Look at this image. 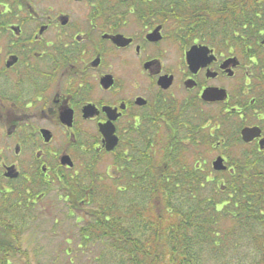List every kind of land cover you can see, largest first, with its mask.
<instances>
[{"label":"flooded vegetation","instance_id":"obj_1","mask_svg":"<svg viewBox=\"0 0 264 264\" xmlns=\"http://www.w3.org/2000/svg\"><path fill=\"white\" fill-rule=\"evenodd\" d=\"M189 4L68 0L51 14L32 2L0 3V122L16 154L32 153L28 176L17 160H6L3 176L9 166L19 176L4 178L11 183L37 174L44 184L67 187L100 155L151 147L154 138L190 148L204 129L221 134L215 147L264 153V82L258 77L264 75V37L257 48L218 42L216 29H203ZM211 90L216 96L204 98ZM65 114L71 126L62 121ZM107 125L118 138L112 151L104 146ZM245 127H258L261 135L245 142ZM64 156L73 166L62 163ZM219 156L230 171L228 157Z\"/></svg>","mask_w":264,"mask_h":264},{"label":"trees","instance_id":"obj_2","mask_svg":"<svg viewBox=\"0 0 264 264\" xmlns=\"http://www.w3.org/2000/svg\"><path fill=\"white\" fill-rule=\"evenodd\" d=\"M22 1L29 2L0 3ZM191 1L187 10L203 29H216L218 42L256 46L264 37V0ZM208 136L222 138L219 132ZM154 139L157 145L120 151V176H109L110 182L95 173L88 184L62 187L70 209L87 218L78 248L101 244L97 264L105 257L111 264H264V153L229 158L230 171L215 172L213 179V169L190 164L187 151L193 149L174 138L161 147ZM22 178L5 188L0 172V264H31L21 237L37 193Z\"/></svg>","mask_w":264,"mask_h":264},{"label":"rangeland","instance_id":"obj_3","mask_svg":"<svg viewBox=\"0 0 264 264\" xmlns=\"http://www.w3.org/2000/svg\"><path fill=\"white\" fill-rule=\"evenodd\" d=\"M28 1L32 2L41 11L53 14L59 8H66L68 0ZM252 47L257 48V46ZM40 124L48 123L40 122ZM236 124L237 122L233 120L228 125L230 129H234ZM208 132V129L201 130L200 135H198L199 143L194 147H190L193 149L191 152L187 151L190 164H195L197 160V165L206 171L207 169H212V161L219 154H225L228 159H236L244 153L245 150L241 146L234 144L226 148L223 145L215 147L216 142L220 139L209 140L207 138ZM56 141L54 144H56ZM13 142L12 139L6 137V129L3 123L0 122V172L3 171L2 163L4 161L17 160L21 164V169L24 172L23 176H28L27 164L29 165L32 162V153L29 149L25 148L20 154H16ZM8 146L11 148L9 149ZM161 147H164V145ZM115 159L116 156L113 154L98 156L95 164L87 171V174L84 176L81 174L77 180H84L88 184L92 176L98 173L103 176L106 182H110L111 179L108 177H114L118 174V170L115 167ZM211 174L213 178H216L218 175L213 172ZM38 176L37 174H31L30 180H26L24 177L20 180L28 188H32V191L36 192L37 195L41 191L45 193L41 199L38 197L34 199L35 205L31 207L32 214L29 216L30 221L27 223L21 237L22 248L28 254L27 260L31 264H97L95 257L100 253L101 244H92L86 248H78L80 241L79 231L81 226L86 224L87 220L84 211L70 209L68 197L65 194V190L61 187L63 185L60 186L55 181L44 184L42 178ZM105 180L103 181L105 182ZM222 181L224 180L222 179ZM3 183L6 186L10 184L5 178L3 179ZM18 183L20 182L14 180L11 185ZM29 193H31V190ZM25 260H17L14 264H21ZM103 262L104 264H111L110 258L105 257Z\"/></svg>","mask_w":264,"mask_h":264},{"label":"water","instance_id":"obj_4","mask_svg":"<svg viewBox=\"0 0 264 264\" xmlns=\"http://www.w3.org/2000/svg\"><path fill=\"white\" fill-rule=\"evenodd\" d=\"M261 44L264 45V39L261 41ZM190 66L192 68H195V64L194 61L191 60L189 58L188 60ZM165 80V78H163ZM212 96H216V92L211 90L209 92H206L204 94V98L209 99L212 98ZM62 121L66 124H68L69 126L72 125V117L71 115H67L65 114L62 118ZM104 130V134H105V138H104V146L106 148L107 151H112L114 150V148L117 146L118 143V138L114 135V129L112 126H105ZM242 134V139L245 142H250L253 139H255L256 137H259L261 135V130L258 127H245L242 129L241 131ZM46 140L50 139L49 134L45 135ZM261 146H264V140L261 141ZM62 163L63 164H68L69 166H73V163L71 162V159L69 156H64L62 157ZM227 165L225 164L224 159L219 156L217 157L214 161H213V169L216 171H224L227 170ZM4 176L10 179H15L19 176V172L15 169L14 166H9L6 167V171L4 173Z\"/></svg>","mask_w":264,"mask_h":264}]
</instances>
